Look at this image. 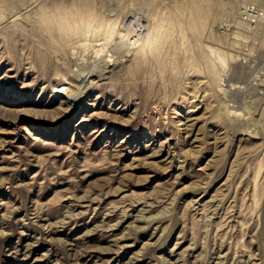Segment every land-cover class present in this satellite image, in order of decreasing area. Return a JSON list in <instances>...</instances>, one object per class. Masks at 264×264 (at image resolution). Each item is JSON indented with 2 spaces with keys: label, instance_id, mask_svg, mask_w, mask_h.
I'll return each instance as SVG.
<instances>
[{
  "label": "rangeland",
  "instance_id": "1",
  "mask_svg": "<svg viewBox=\"0 0 264 264\" xmlns=\"http://www.w3.org/2000/svg\"><path fill=\"white\" fill-rule=\"evenodd\" d=\"M0 264H264V0H0Z\"/></svg>",
  "mask_w": 264,
  "mask_h": 264
},
{
  "label": "bare ground",
  "instance_id": "2",
  "mask_svg": "<svg viewBox=\"0 0 264 264\" xmlns=\"http://www.w3.org/2000/svg\"><path fill=\"white\" fill-rule=\"evenodd\" d=\"M120 36H121V35H120ZM123 36H124V35H123ZM139 43H140V42H139ZM139 43H137V44H139ZM141 43H142V42H141ZM70 92H71V91H70ZM66 95H67V94H66ZM71 95H74V93H72V92H71ZM66 97H67V96H66ZM64 98H65V97H64ZM67 98L69 99V98H70V96H69V97H67ZM68 99H64V101H65V100H68ZM68 104H69V103H68Z\"/></svg>",
  "mask_w": 264,
  "mask_h": 264
}]
</instances>
